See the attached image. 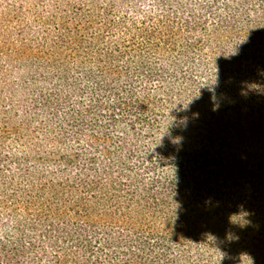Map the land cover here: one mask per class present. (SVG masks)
Returning a JSON list of instances; mask_svg holds the SVG:
<instances>
[{"label":"trees","instance_id":"obj_1","mask_svg":"<svg viewBox=\"0 0 264 264\" xmlns=\"http://www.w3.org/2000/svg\"><path fill=\"white\" fill-rule=\"evenodd\" d=\"M0 264H264V0H0Z\"/></svg>","mask_w":264,"mask_h":264}]
</instances>
